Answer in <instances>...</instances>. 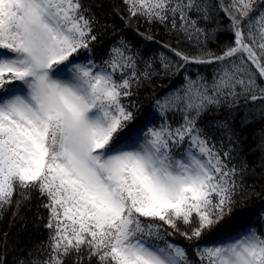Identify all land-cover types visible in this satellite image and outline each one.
<instances>
[{
    "label": "snow or ice",
    "instance_id": "6c2138e0",
    "mask_svg": "<svg viewBox=\"0 0 264 264\" xmlns=\"http://www.w3.org/2000/svg\"><path fill=\"white\" fill-rule=\"evenodd\" d=\"M258 174L264 0H0V264H264Z\"/></svg>",
    "mask_w": 264,
    "mask_h": 264
},
{
    "label": "trees",
    "instance_id": "16d2710c",
    "mask_svg": "<svg viewBox=\"0 0 264 264\" xmlns=\"http://www.w3.org/2000/svg\"><path fill=\"white\" fill-rule=\"evenodd\" d=\"M89 2L94 3V4H105V6H107V4L109 3V0H89ZM143 30V28L141 29ZM155 31H157L158 33H160L161 35H163V30L161 28H156L154 29ZM131 35V33H130ZM159 38V37H158ZM165 39H167V37H164ZM222 39L225 37H221ZM149 47H155L154 45H149ZM166 83V82H165ZM147 107V102L146 105ZM256 127H259V125H256ZM253 142L251 141V139L248 140V144H252ZM258 156V154H257ZM250 161H252L253 163H258L257 161V157L253 156L249 158ZM257 173H259V168H257ZM250 183H256L257 185H260L262 183H264V179H262L259 174L250 179L249 180ZM258 201H256L254 204L249 205V207H254L258 205ZM35 212V206L32 205L30 206V209H27L24 211L23 215L27 218V224L26 226H21V225H17L15 227H9L11 220H12V216L11 213L0 217V240H2V235L4 232H9L10 233V241L9 244L11 246L12 243H16L21 247H25V246H30L34 243H37L41 240L46 239V232L44 231H37L35 225L33 224V213ZM177 242L184 244L186 243L183 238L181 237H176L175 238ZM2 250V249H0ZM14 253L10 252L8 255V261L9 264H12L13 258H14Z\"/></svg>",
    "mask_w": 264,
    "mask_h": 264
}]
</instances>
